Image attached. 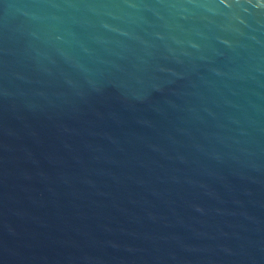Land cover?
Masks as SVG:
<instances>
[{
  "label": "water",
  "instance_id": "water-1",
  "mask_svg": "<svg viewBox=\"0 0 264 264\" xmlns=\"http://www.w3.org/2000/svg\"><path fill=\"white\" fill-rule=\"evenodd\" d=\"M0 264H264V0H0Z\"/></svg>",
  "mask_w": 264,
  "mask_h": 264
}]
</instances>
